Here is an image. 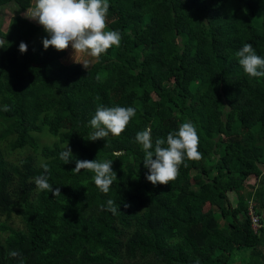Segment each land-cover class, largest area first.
Masks as SVG:
<instances>
[{
	"label": "trees",
	"instance_id": "obj_1",
	"mask_svg": "<svg viewBox=\"0 0 264 264\" xmlns=\"http://www.w3.org/2000/svg\"><path fill=\"white\" fill-rule=\"evenodd\" d=\"M108 3L105 31L121 42L87 69L44 49L47 33L20 15L0 28V108L10 107L0 110V264H229L237 250L247 251L244 264H264V77L246 75L235 56L250 43L264 58V0ZM7 4L24 12L31 0H0ZM98 106L135 115L120 136L93 142L88 122ZM189 121L202 158L154 187L136 134L151 128L154 144ZM66 144L73 159L65 164ZM76 160L113 161L107 194L93 172L71 171ZM40 175L61 194L38 190ZM109 199L115 215L101 210ZM203 204L217 210L204 213Z\"/></svg>",
	"mask_w": 264,
	"mask_h": 264
},
{
	"label": "clouds",
	"instance_id": "obj_2",
	"mask_svg": "<svg viewBox=\"0 0 264 264\" xmlns=\"http://www.w3.org/2000/svg\"><path fill=\"white\" fill-rule=\"evenodd\" d=\"M109 10L108 0H35L29 19L42 26L47 38L42 40L44 49L49 46L56 51H63L71 46L73 55L85 54L97 61L109 48L119 47L121 35L117 31H105L106 16ZM5 40H0V47H4ZM27 45L19 44V51L26 52ZM72 55V57H73ZM235 56L244 73L249 77H264V58L258 56L250 43H245ZM82 66L87 69L89 62L84 61ZM0 110L10 111L8 105H3ZM135 115L132 107H104L98 106L94 115L88 122L94 129L87 140L97 141L106 139L109 135L118 137L126 129L130 119ZM135 142L142 146L144 152L143 164L148 172L146 180L154 187L157 185H168L179 175V167L183 164L187 167L185 160L198 161L202 154L198 151L199 136L195 126L189 121L182 123L178 131L169 132L166 139L158 138L153 144L151 128L140 131L135 136ZM166 145V146H165ZM60 159L66 164L73 159L71 148L66 144L60 153ZM112 160L97 162L96 160H76L73 173L81 170H89L95 175V185L101 192L107 194L113 181L117 179L112 170ZM44 172L49 171L47 164H42ZM34 183L38 190L51 192L53 196L59 195L60 189L48 182L47 175L37 176ZM250 201L247 206L246 217L251 226L249 211L253 213ZM124 207H129L124 204ZM101 210H107L113 215L117 214L118 205L109 199L106 206L101 205ZM253 216L258 217L253 213ZM259 223V222H258ZM253 228H259V224ZM8 255L12 258H20L18 251H10ZM19 264H23L20 258Z\"/></svg>",
	"mask_w": 264,
	"mask_h": 264
},
{
	"label": "rangeland",
	"instance_id": "obj_3",
	"mask_svg": "<svg viewBox=\"0 0 264 264\" xmlns=\"http://www.w3.org/2000/svg\"><path fill=\"white\" fill-rule=\"evenodd\" d=\"M35 6V0H31V6L28 10L24 11V12H20L16 6H14L13 4H7L5 6H2L0 8V28L4 31L6 30V26H7V23L9 21V19L15 15H20L26 19H28L30 22H32L33 24H36L38 25L35 21L29 19L28 17L31 15V12H32V9L34 8ZM111 20V17H107L106 18V23H108L109 21ZM40 26V25H39ZM43 47V45H42ZM44 48V47H43ZM64 52V56H63V59H62V63H78L82 66L81 63H83L84 61H88L89 62V65L92 64L96 59L90 57V56H87L85 54H75L73 55V50L71 48V46H69L67 49L63 50ZM73 55V57H72ZM110 97L111 99H115V96L113 94V92L110 94ZM153 98V100H155L154 96H151ZM239 139V136L236 137V138H231V139H223L224 142H228V141H236ZM45 143H48V141L44 138L41 140V144H45ZM218 146L215 147V150L213 152V155H220V153L222 152V149H221V145L220 144H216ZM209 157V155H208ZM191 182L194 183H198V182H195L193 180H191ZM248 182L252 183L253 180L249 179ZM247 190V189H246ZM243 193H245V191H243ZM226 197L228 198L230 204L232 207L235 206V202H236V196L233 192H227L226 193ZM250 205H252L250 203ZM209 208H212L214 210H217L216 207H209L207 204H203L202 205V209L204 211V213H208L210 211ZM216 212V211H215ZM218 219V222L220 224H222V220L220 218H217ZM263 219H264V216H263ZM12 224L15 226V227H19V222L16 218H14L12 220ZM251 230L255 233L257 230L255 228H252L250 227ZM264 251V250H263ZM246 255H247V251H244V250H237L235 252H231V255H230V260L228 261L229 264H244L245 263V260H246Z\"/></svg>",
	"mask_w": 264,
	"mask_h": 264
},
{
	"label": "built area",
	"instance_id": "obj_4",
	"mask_svg": "<svg viewBox=\"0 0 264 264\" xmlns=\"http://www.w3.org/2000/svg\"><path fill=\"white\" fill-rule=\"evenodd\" d=\"M249 216H250V220H251V226L252 228L255 227L258 223L257 218L255 216H253V213L251 211H249Z\"/></svg>",
	"mask_w": 264,
	"mask_h": 264
}]
</instances>
